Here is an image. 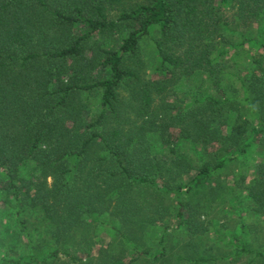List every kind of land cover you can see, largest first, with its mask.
<instances>
[{
    "label": "trees",
    "instance_id": "1",
    "mask_svg": "<svg viewBox=\"0 0 264 264\" xmlns=\"http://www.w3.org/2000/svg\"><path fill=\"white\" fill-rule=\"evenodd\" d=\"M146 40L158 60L151 77ZM262 136L264 0H0V202L32 252L0 264H49L61 254L82 264L69 251L88 252L75 235L90 221L114 206L131 219L142 209L136 191L181 200ZM182 141L207 161L172 191L193 171L179 157ZM158 145L172 161L158 158ZM255 174L245 189L264 214V154ZM35 213L47 242L34 240ZM48 245L56 250L43 254ZM233 246L237 258L254 257L248 264L264 261L244 240ZM143 252L134 248L129 264L170 263L164 246Z\"/></svg>",
    "mask_w": 264,
    "mask_h": 264
},
{
    "label": "rangeland",
    "instance_id": "2",
    "mask_svg": "<svg viewBox=\"0 0 264 264\" xmlns=\"http://www.w3.org/2000/svg\"><path fill=\"white\" fill-rule=\"evenodd\" d=\"M141 59L145 63L146 76L151 77L158 60L149 40L142 49ZM262 139V145H254L228 168L215 173L206 186L184 195L181 200L172 192L156 194L144 190L140 194L136 191L134 204L142 209L126 221L113 202L110 213L101 216L100 221H90L84 232L75 235L78 244H85L81 250L86 251L89 247L88 252L75 251L74 248L69 253L78 256L82 264H108L112 258L129 264L135 255L134 248L157 253L164 246L169 264H187L186 261L178 263L179 257L212 258L209 264H248L254 257L237 258L233 238L244 240L252 250L264 252V214L253 210L249 192L245 189V184L255 178L257 164L263 157L264 136ZM189 145L182 141L177 150L186 151L179 157L193 171L180 174L171 182L169 190L176 191L173 189L175 185L187 186L195 178L196 170L207 161L201 153H188ZM209 149H215V146ZM155 152L160 159L172 161L174 157L168 154L165 145L156 146ZM159 184L164 186L163 182ZM38 217L37 213L33 214L29 223L32 226L36 222V229L42 236L34 235V240L45 238L44 243L51 237L46 231L42 233ZM16 228L12 211L0 202V260L27 261L32 257L28 244L17 236ZM44 250L43 254L56 248L48 245ZM216 258L218 262H215ZM148 260L144 258L136 264H148ZM50 263L72 264L66 254ZM255 264H264V261L258 260Z\"/></svg>",
    "mask_w": 264,
    "mask_h": 264
}]
</instances>
